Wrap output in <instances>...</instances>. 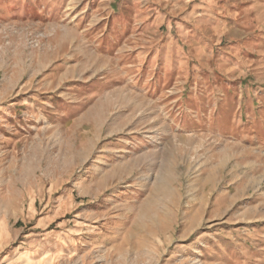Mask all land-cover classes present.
I'll list each match as a JSON object with an SVG mask.
<instances>
[{
  "label": "rangeland",
  "instance_id": "374dc122",
  "mask_svg": "<svg viewBox=\"0 0 264 264\" xmlns=\"http://www.w3.org/2000/svg\"><path fill=\"white\" fill-rule=\"evenodd\" d=\"M0 264H264V0H0Z\"/></svg>",
  "mask_w": 264,
  "mask_h": 264
}]
</instances>
